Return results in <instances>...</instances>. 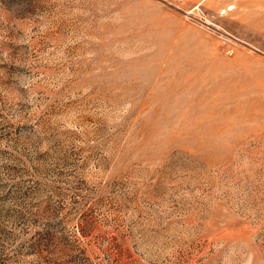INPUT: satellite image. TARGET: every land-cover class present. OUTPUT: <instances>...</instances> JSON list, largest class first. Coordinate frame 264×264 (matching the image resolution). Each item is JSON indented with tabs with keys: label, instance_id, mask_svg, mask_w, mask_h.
Instances as JSON below:
<instances>
[{
	"label": "rangeland",
	"instance_id": "374dc122",
	"mask_svg": "<svg viewBox=\"0 0 264 264\" xmlns=\"http://www.w3.org/2000/svg\"><path fill=\"white\" fill-rule=\"evenodd\" d=\"M0 264H264V0H0Z\"/></svg>",
	"mask_w": 264,
	"mask_h": 264
}]
</instances>
